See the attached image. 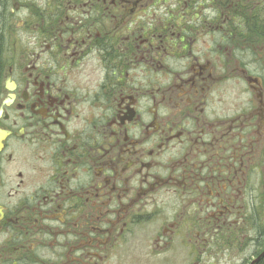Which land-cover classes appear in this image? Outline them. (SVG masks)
I'll use <instances>...</instances> for the list:
<instances>
[{"label":"flooded vegetation","instance_id":"1","mask_svg":"<svg viewBox=\"0 0 264 264\" xmlns=\"http://www.w3.org/2000/svg\"><path fill=\"white\" fill-rule=\"evenodd\" d=\"M263 204L264 0H0V264H211Z\"/></svg>","mask_w":264,"mask_h":264},{"label":"rangeland","instance_id":"2","mask_svg":"<svg viewBox=\"0 0 264 264\" xmlns=\"http://www.w3.org/2000/svg\"><path fill=\"white\" fill-rule=\"evenodd\" d=\"M256 227L264 230V210L262 212V220L260 224L256 226L254 224L249 225L248 229L242 231L241 234L239 233L240 235H237V237L240 236L239 238H233L232 236L229 242H226L225 240L220 241L218 238L216 239L215 256L213 257V262L211 264H249L252 260L253 253L257 254L261 251V248H256L252 245L250 239L251 237H255L253 234ZM236 245H239L238 250L234 248Z\"/></svg>","mask_w":264,"mask_h":264},{"label":"water","instance_id":"3","mask_svg":"<svg viewBox=\"0 0 264 264\" xmlns=\"http://www.w3.org/2000/svg\"><path fill=\"white\" fill-rule=\"evenodd\" d=\"M264 256V252L256 259L254 260L253 262H251V264H256L257 262L260 261V259Z\"/></svg>","mask_w":264,"mask_h":264},{"label":"trees","instance_id":"4","mask_svg":"<svg viewBox=\"0 0 264 264\" xmlns=\"http://www.w3.org/2000/svg\"><path fill=\"white\" fill-rule=\"evenodd\" d=\"M262 234H264V231H262ZM258 264H264V257L258 262Z\"/></svg>","mask_w":264,"mask_h":264}]
</instances>
